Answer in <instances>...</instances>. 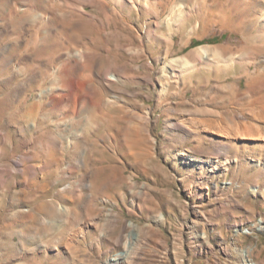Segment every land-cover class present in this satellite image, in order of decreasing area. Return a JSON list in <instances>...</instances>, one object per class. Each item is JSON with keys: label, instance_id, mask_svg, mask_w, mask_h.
Segmentation results:
<instances>
[{"label": "rangeland", "instance_id": "obj_1", "mask_svg": "<svg viewBox=\"0 0 264 264\" xmlns=\"http://www.w3.org/2000/svg\"><path fill=\"white\" fill-rule=\"evenodd\" d=\"M130 2L0 0V264H264V33Z\"/></svg>", "mask_w": 264, "mask_h": 264}, {"label": "bare ground", "instance_id": "obj_2", "mask_svg": "<svg viewBox=\"0 0 264 264\" xmlns=\"http://www.w3.org/2000/svg\"><path fill=\"white\" fill-rule=\"evenodd\" d=\"M121 1L127 5H132V2H130V0ZM119 2L120 0H118V3ZM237 3L238 7H240L237 16L240 14V18H236V14H231L230 11L225 10V3L223 2V0H214L212 12L214 15V21L224 27H236L240 29L249 28L252 30L256 29L259 34L261 32L264 33V0H239V2ZM39 14L40 13H38V15ZM147 35L153 36V32L149 29L147 31ZM194 54L197 55V53ZM190 65L191 63L189 61H184V66ZM104 78L108 82L116 81V79L113 78V76H110L109 73H105Z\"/></svg>", "mask_w": 264, "mask_h": 264}, {"label": "trees", "instance_id": "obj_3", "mask_svg": "<svg viewBox=\"0 0 264 264\" xmlns=\"http://www.w3.org/2000/svg\"><path fill=\"white\" fill-rule=\"evenodd\" d=\"M216 40H209L208 42H215ZM207 42V43H208ZM203 44V41H192L191 42V44H190V47L192 46V45H197V46H199V45H202ZM186 49H188V48H186ZM186 49H184V50H186Z\"/></svg>", "mask_w": 264, "mask_h": 264}]
</instances>
